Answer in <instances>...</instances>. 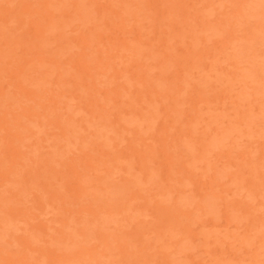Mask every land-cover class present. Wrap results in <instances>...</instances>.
<instances>
[{
	"label": "rangeland",
	"instance_id": "1",
	"mask_svg": "<svg viewBox=\"0 0 264 264\" xmlns=\"http://www.w3.org/2000/svg\"><path fill=\"white\" fill-rule=\"evenodd\" d=\"M0 264H264V0H0Z\"/></svg>",
	"mask_w": 264,
	"mask_h": 264
}]
</instances>
